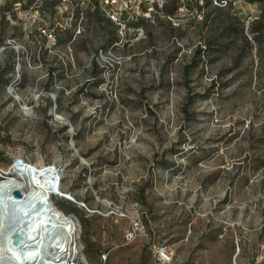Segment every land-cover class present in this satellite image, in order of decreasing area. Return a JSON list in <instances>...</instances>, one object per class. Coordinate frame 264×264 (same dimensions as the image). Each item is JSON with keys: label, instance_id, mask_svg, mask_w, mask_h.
Listing matches in <instances>:
<instances>
[{"label": "rangeland", "instance_id": "obj_1", "mask_svg": "<svg viewBox=\"0 0 264 264\" xmlns=\"http://www.w3.org/2000/svg\"><path fill=\"white\" fill-rule=\"evenodd\" d=\"M54 1L0 6V176L52 170L78 262L264 264L259 1L130 0L117 19L97 0Z\"/></svg>", "mask_w": 264, "mask_h": 264}, {"label": "bare ground", "instance_id": "obj_2", "mask_svg": "<svg viewBox=\"0 0 264 264\" xmlns=\"http://www.w3.org/2000/svg\"><path fill=\"white\" fill-rule=\"evenodd\" d=\"M51 171L31 170L18 162L5 175L0 176V264L3 261H11L14 264L28 262L39 264V259L43 253L38 249L42 242L47 245L48 251H53V254L58 253L57 255L65 254L66 249L68 250L73 243L72 229H76V223L59 212L49 197L51 191L56 193V189H58L56 177L50 174ZM30 175L34 178H31ZM13 188L20 191L19 196L11 194ZM2 193L9 202L1 196ZM68 196L71 198L70 195ZM34 216L40 221L29 226L28 224ZM13 221L15 226L18 225L17 231H15L21 236L17 242H6L1 238V235L5 232L4 227L11 225ZM59 227L68 231L67 234H59ZM11 244L17 245L21 252L36 249L37 251L31 252V254L37 258L25 260L16 254V258H14L16 261L5 258L4 254ZM68 254H71V251L68 250Z\"/></svg>", "mask_w": 264, "mask_h": 264}, {"label": "built area", "instance_id": "obj_3", "mask_svg": "<svg viewBox=\"0 0 264 264\" xmlns=\"http://www.w3.org/2000/svg\"><path fill=\"white\" fill-rule=\"evenodd\" d=\"M97 1L103 3L109 8V14L114 19H117L119 17L118 13H121V11L125 9L126 6H128V3L131 2L130 0H97ZM82 2L83 0H55L53 2V10L54 11L64 10L65 13H69L72 12L73 9H75V7ZM22 3H25V0H0V6L8 5L10 7H13V9H16L17 6L21 5ZM35 7L36 4L28 5V9ZM48 28L49 27L43 24L40 26V30L42 32L45 33L46 31L48 35H51L50 30ZM116 210L117 208L114 207L113 211ZM139 226H140L139 220L134 216L130 217L128 221V226L124 233V239L127 241L134 238L137 232L139 231ZM30 251L35 252L37 250L31 249ZM57 254H53L52 251L42 254L40 257L39 264H88L87 262H83V263L78 262V260L75 257L76 253L68 254L67 249L65 254H60V255ZM160 254H163V252H160ZM106 256H107V250L101 251L98 255V260L92 264H104Z\"/></svg>", "mask_w": 264, "mask_h": 264}, {"label": "trees", "instance_id": "obj_4", "mask_svg": "<svg viewBox=\"0 0 264 264\" xmlns=\"http://www.w3.org/2000/svg\"><path fill=\"white\" fill-rule=\"evenodd\" d=\"M257 1H259V13L253 17V23L249 30L254 32L251 36L252 39L260 42L264 40V0ZM224 27L226 28V26H223V29ZM224 35L227 36V31Z\"/></svg>", "mask_w": 264, "mask_h": 264}, {"label": "water", "instance_id": "obj_5", "mask_svg": "<svg viewBox=\"0 0 264 264\" xmlns=\"http://www.w3.org/2000/svg\"><path fill=\"white\" fill-rule=\"evenodd\" d=\"M11 194H12L13 196H19L20 191H19L18 189H16V188H13V189H11ZM19 237H20V234H18V233L16 232V233L13 234V236H12V240H13L14 242H17L18 239H19Z\"/></svg>", "mask_w": 264, "mask_h": 264}]
</instances>
